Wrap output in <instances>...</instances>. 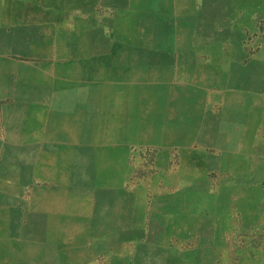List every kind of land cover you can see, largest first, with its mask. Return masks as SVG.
Instances as JSON below:
<instances>
[{
    "label": "crops",
    "instance_id": "obj_1",
    "mask_svg": "<svg viewBox=\"0 0 264 264\" xmlns=\"http://www.w3.org/2000/svg\"><path fill=\"white\" fill-rule=\"evenodd\" d=\"M263 218L264 0H0V264H264Z\"/></svg>",
    "mask_w": 264,
    "mask_h": 264
},
{
    "label": "rangeland",
    "instance_id": "obj_2",
    "mask_svg": "<svg viewBox=\"0 0 264 264\" xmlns=\"http://www.w3.org/2000/svg\"><path fill=\"white\" fill-rule=\"evenodd\" d=\"M254 49H256V47H254ZM174 170L179 171V165H177ZM190 171L193 174L192 176L194 177H198V174H200L199 170L197 171L194 169H190ZM239 226L240 225L238 224V227ZM250 231L251 232L245 234L244 232H241L238 228V234L245 237H238L237 239L230 240L229 248L232 249L234 255L237 254L238 251H242L248 248H264V238L258 237L260 234L264 233V218L263 221L259 220L253 223ZM175 242L177 243L176 247H179L181 244H184L186 240H174V243ZM188 242L190 243V240Z\"/></svg>",
    "mask_w": 264,
    "mask_h": 264
}]
</instances>
